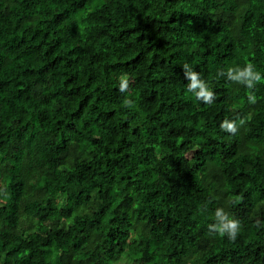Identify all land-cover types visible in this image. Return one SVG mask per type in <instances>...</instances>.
<instances>
[{
    "label": "trees",
    "instance_id": "16d2710c",
    "mask_svg": "<svg viewBox=\"0 0 264 264\" xmlns=\"http://www.w3.org/2000/svg\"><path fill=\"white\" fill-rule=\"evenodd\" d=\"M0 264H264V0H0Z\"/></svg>",
    "mask_w": 264,
    "mask_h": 264
},
{
    "label": "clouds",
    "instance_id": "9594fccd",
    "mask_svg": "<svg viewBox=\"0 0 264 264\" xmlns=\"http://www.w3.org/2000/svg\"><path fill=\"white\" fill-rule=\"evenodd\" d=\"M251 67L252 65L249 64L248 69H250ZM197 87L201 88V91L199 93H196L197 98L204 97L207 99L209 94L203 90V86L197 81V77L193 74L192 84L188 87V89L189 91H194ZM221 128L233 134H235L238 130L234 124H228L227 121L221 124ZM215 215H216V218H219L222 221L227 220V216L222 215V210L220 209H217ZM238 228H239V222L236 220H227V223H223L222 226L218 228L215 227L214 225H209L210 231L219 232L221 236L227 233L229 238L232 240L236 238Z\"/></svg>",
    "mask_w": 264,
    "mask_h": 264
}]
</instances>
